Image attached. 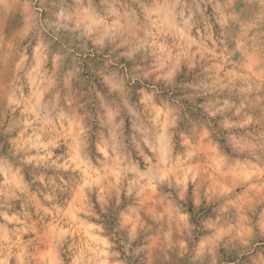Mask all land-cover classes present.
Segmentation results:
<instances>
[{"label": "rangeland", "instance_id": "rangeland-1", "mask_svg": "<svg viewBox=\"0 0 264 264\" xmlns=\"http://www.w3.org/2000/svg\"><path fill=\"white\" fill-rule=\"evenodd\" d=\"M0 264H264V0H0Z\"/></svg>", "mask_w": 264, "mask_h": 264}]
</instances>
